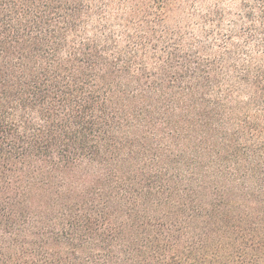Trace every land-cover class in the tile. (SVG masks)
Listing matches in <instances>:
<instances>
[{"label":"trees","instance_id":"16d2710c","mask_svg":"<svg viewBox=\"0 0 264 264\" xmlns=\"http://www.w3.org/2000/svg\"><path fill=\"white\" fill-rule=\"evenodd\" d=\"M0 264H264V0H0Z\"/></svg>","mask_w":264,"mask_h":264}]
</instances>
